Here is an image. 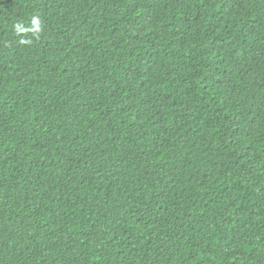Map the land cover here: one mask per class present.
Here are the masks:
<instances>
[{"label": "trees", "instance_id": "obj_1", "mask_svg": "<svg viewBox=\"0 0 264 264\" xmlns=\"http://www.w3.org/2000/svg\"><path fill=\"white\" fill-rule=\"evenodd\" d=\"M0 264H264V0H0Z\"/></svg>", "mask_w": 264, "mask_h": 264}]
</instances>
